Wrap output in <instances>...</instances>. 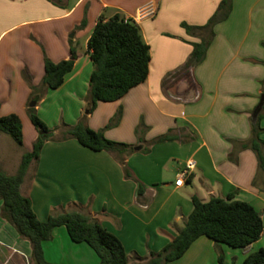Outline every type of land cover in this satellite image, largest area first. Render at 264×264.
Instances as JSON below:
<instances>
[{"label": "crops", "instance_id": "1", "mask_svg": "<svg viewBox=\"0 0 264 264\" xmlns=\"http://www.w3.org/2000/svg\"><path fill=\"white\" fill-rule=\"evenodd\" d=\"M220 1L0 0V115L16 113L23 138L19 152L0 155V170L14 174L22 153L37 137L28 124L31 88L23 73H28L31 85L39 86L44 56L57 62L69 58L71 48L76 54L72 70L59 87L45 90L36 111L54 96L64 95L76 105L74 114L64 118L66 125L86 115L88 127L103 129L106 138L132 147L123 155L131 173L127 177L110 151L90 150L72 137L46 140L20 187L40 220L79 204L120 239L131 263L175 237L192 210V196L207 200L234 193V199L249 202L260 213V238L233 248L201 235L168 264H217L218 252L227 264H239L264 245V173L247 146L253 111L264 89V0H232L227 18L213 27L204 59L179 69L192 43L199 41L181 23L205 24ZM115 14L139 25L150 48L148 75L121 98L98 101L92 111L84 112L92 63L80 39L84 36L87 44L99 15L108 19ZM118 109L121 114L115 121ZM140 120L143 129L136 132ZM110 121L113 124L106 128ZM259 124L264 127V115ZM165 134L172 139L156 140ZM7 138L0 132V144L7 145ZM188 159L194 161L190 178L176 186ZM172 161L178 164L174 179L162 182ZM138 183L144 188L140 196ZM160 183L171 185V195L163 197L167 187ZM42 250L54 264H99L94 250L70 240L63 225L54 227ZM30 257V242L0 215V264H30Z\"/></svg>", "mask_w": 264, "mask_h": 264}, {"label": "trees", "instance_id": "2", "mask_svg": "<svg viewBox=\"0 0 264 264\" xmlns=\"http://www.w3.org/2000/svg\"><path fill=\"white\" fill-rule=\"evenodd\" d=\"M231 9L232 0H221L205 24L181 23L186 32L197 36L199 41L192 43V50L179 69L185 70L204 59L214 36V25L226 19ZM84 25L85 19L78 27ZM87 50L92 63L86 95V108L89 112L95 108L98 101L109 102L121 98L148 75L150 48L139 25L130 17L115 14L105 19L99 15L87 38ZM75 58L73 48L69 58L57 62L44 56V73L39 86L31 85L30 76L25 71L24 77L31 88L29 101L37 102L46 89L59 87L65 74L72 70ZM262 86L264 88V79ZM35 106H29L28 103L26 113L32 125L37 130L44 131V134L38 135L31 149L22 153L14 174H6L0 170V215L16 229L21 238L30 242V264H54L44 258L42 242L51 239L54 227L60 225L65 226L70 240L88 244L97 254L99 264H168L182 256L190 244L201 235L217 244L224 243L233 248H244L260 238L263 231L260 213L249 202L234 199V193H229L225 198L211 196L207 200L192 196V210L175 237L159 251H149L146 258L131 263L120 239L79 204L74 203L68 210L54 211L46 219L40 220L32 208L30 199L21 193L20 187L29 165L38 161L44 142L54 138L55 133L38 117ZM120 114L121 109H118L113 119L117 121ZM263 115L264 104L252 121L251 137L247 146L256 154L258 169L264 173V138L261 137L264 127L259 124ZM112 124L110 121L105 127ZM141 127L143 122L140 120L136 132L143 129ZM59 131L60 134L56 136L58 140L72 137L90 150L112 152L124 167L125 175L131 176L123 155L132 147L127 143L106 138L103 129L94 130L88 127L86 115H82L73 125L65 124ZM0 132L9 135L18 146H23L22 124L16 113L0 115ZM171 139L170 134H165L156 140L162 142ZM189 178L190 175L187 176L188 180ZM143 189V185L138 183V196L143 193ZM217 264H227L221 252L217 254ZM241 264H264V245L249 253Z\"/></svg>", "mask_w": 264, "mask_h": 264}, {"label": "rangeland", "instance_id": "3", "mask_svg": "<svg viewBox=\"0 0 264 264\" xmlns=\"http://www.w3.org/2000/svg\"><path fill=\"white\" fill-rule=\"evenodd\" d=\"M84 38L85 37L83 36L80 39V43H81L80 45L83 51H85L87 48V44H85ZM260 97L258 98V100H260ZM30 102L31 101H29V103ZM75 108H76V105L73 103V101H70L67 97L60 94V95L54 96L53 98L48 100L45 104H43L40 111H36L38 117L45 123L48 129H50L51 131H53V133H55L53 141L55 138H57L56 136L60 134L59 130H61L62 127H64V125L66 124L64 118H68L71 115H73ZM86 110L87 108L85 107L84 112ZM27 119H28V124L30 125L31 129L35 130L36 136L43 135L42 130H37L32 125L29 117H27ZM24 131H25L26 138L27 136L29 137L27 133L28 129L25 126H24ZM5 135L6 137H8L7 139H9V141L7 140L8 141L7 145L4 143V141L2 144H0V155H5V156H8V154L11 155L10 151L12 153L13 150L14 151L16 150L19 152L20 146H18L9 135L7 134ZM171 163L172 165L167 167L168 169L165 170L163 177H161L163 178L162 182H166V181L169 182L170 180L174 179V173L176 172V167H178V164L176 161H172ZM160 185L167 187V189L164 190V192H162L163 197L167 196L168 194L171 195V190H172L171 185L168 186V185H164L163 183H160ZM152 208L153 207H151V209Z\"/></svg>", "mask_w": 264, "mask_h": 264}, {"label": "built area", "instance_id": "4", "mask_svg": "<svg viewBox=\"0 0 264 264\" xmlns=\"http://www.w3.org/2000/svg\"><path fill=\"white\" fill-rule=\"evenodd\" d=\"M194 167V161L192 159H188L185 162V167L184 169L178 174V176L175 179V185L180 186L181 184L184 183L185 178L189 175V171Z\"/></svg>", "mask_w": 264, "mask_h": 264}, {"label": "water", "instance_id": "5", "mask_svg": "<svg viewBox=\"0 0 264 264\" xmlns=\"http://www.w3.org/2000/svg\"><path fill=\"white\" fill-rule=\"evenodd\" d=\"M35 104H36V101L32 100L29 103V106H34ZM263 104H264V94L261 95L260 100H259L257 106L255 107L254 111H253V117H255V115H257V113L260 111V109L263 106ZM85 112H87V111H85ZM42 133L44 134L43 131H42Z\"/></svg>", "mask_w": 264, "mask_h": 264}]
</instances>
